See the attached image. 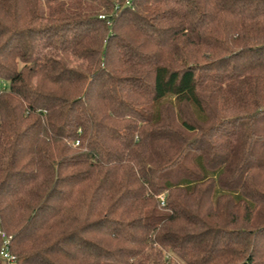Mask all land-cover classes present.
<instances>
[{"label":"trees","instance_id":"1","mask_svg":"<svg viewBox=\"0 0 264 264\" xmlns=\"http://www.w3.org/2000/svg\"><path fill=\"white\" fill-rule=\"evenodd\" d=\"M0 264H264V0H0Z\"/></svg>","mask_w":264,"mask_h":264},{"label":"built area","instance_id":"2","mask_svg":"<svg viewBox=\"0 0 264 264\" xmlns=\"http://www.w3.org/2000/svg\"><path fill=\"white\" fill-rule=\"evenodd\" d=\"M162 200H164V197L161 198ZM8 243V242H7ZM7 243H5V247L4 249L2 250L1 252V257L6 259L7 261L11 262V263H14L15 262V257L11 256L8 251H7Z\"/></svg>","mask_w":264,"mask_h":264}]
</instances>
